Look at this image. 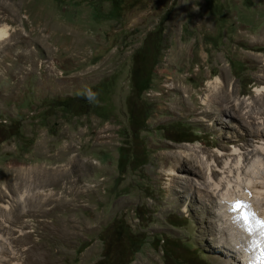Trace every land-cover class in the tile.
Masks as SVG:
<instances>
[{
  "label": "rangeland",
  "instance_id": "1",
  "mask_svg": "<svg viewBox=\"0 0 264 264\" xmlns=\"http://www.w3.org/2000/svg\"><path fill=\"white\" fill-rule=\"evenodd\" d=\"M116 7L0 0V264H96L117 248L119 218L145 234L128 264H246L245 231L221 196L241 179L264 186V0ZM156 31L157 61L135 94L132 56ZM139 108L147 118L134 125ZM121 147L145 163L120 168ZM214 165L225 185L212 198Z\"/></svg>",
  "mask_w": 264,
  "mask_h": 264
},
{
  "label": "bare ground",
  "instance_id": "2",
  "mask_svg": "<svg viewBox=\"0 0 264 264\" xmlns=\"http://www.w3.org/2000/svg\"><path fill=\"white\" fill-rule=\"evenodd\" d=\"M7 10L12 13V16H17L18 15V11L15 10V8H13L12 6H8ZM8 39H10L8 25H0V42L3 43L6 40L8 41ZM216 82L218 84L221 82L218 77H216ZM212 89L216 90L217 89V85H214V87H212ZM218 91H216L215 93L212 92V94L214 96H217L219 94ZM222 92H223V90H222ZM227 95L228 94H226V96ZM203 103L204 104H208L207 102H203ZM256 150L260 151L258 148ZM254 152H255L254 149H248L247 147L244 146V147H241L240 152L238 154H236L237 156L240 157V160L242 158L243 161H244V162H242V161L240 162V160H239L238 164L239 163L241 164L240 165V169H241L242 173H244L246 176H251V174H249V172H247V170H246V165H247L246 162H249V159H250V156H251L250 154H252V153L255 154ZM216 156H217L218 160H220L221 157L224 156V154H220L217 151L216 152ZM219 162H221V160ZM203 165H204L203 163H199V161H198V166L200 168V170H199L200 173L202 171V168L205 167ZM194 166H196V165H194ZM231 167L232 166H230L227 171L232 172ZM207 168H208V170L211 171L210 175H209V178L214 180L213 182H214V185L216 186V188L209 189V185L205 184L206 187H204V188L206 189V195L208 197L212 196V198H213L214 196H217V194H218V197H219V194H221L219 192H222L223 187L225 185L224 182L222 183V182H219V181H217V182L215 181V175L217 173L221 172L220 168H219V165H216V166L214 165L212 167L208 166ZM193 170H194L195 173H198L194 168H193ZM241 180L236 184V188H237L236 190L232 191V190H230V188H228V190L226 191V194L221 196V199H222L221 203H222L223 207L225 208L224 217L229 219L231 217L232 218L236 217V216H238L240 214L238 211H233L232 210V207H233V205L235 204L236 201L245 202L246 204L251 206V210L254 211L255 213H257L258 217H264V189H262L264 186H262V183L257 182L256 180H253L251 178L247 179L245 181H241ZM199 188H201V187H199ZM218 190H220V191H218ZM232 221H234V219H232ZM222 227H221V232L224 233L225 238H226V243H227V244L226 243H222V245H224V246L226 245L230 250H232L236 254V257H237L239 249L235 248V246H237L235 244H237V243L238 244H243V246L246 247L245 248L246 252L249 254L247 261H251V264H262V261H264V257L261 256V252L264 251V249H262L261 247H252L251 244H250L251 237H249V235H246L247 234L246 232H243L245 234L246 238H244V240L243 239L241 240V238H240V239H238V242L236 243L237 239L229 240L230 234H229L228 231L231 230L230 227H229L230 230L227 229L228 227L227 228L226 227L222 228ZM236 228L239 229V230L242 229V227L239 225V223H236ZM240 231H242V230H240ZM231 232H232V230H231ZM238 235H240V234H238ZM241 235H243V234H241ZM244 255H246V254H244ZM238 260H239V258H238ZM239 261L244 263V261L241 260V258H240Z\"/></svg>",
  "mask_w": 264,
  "mask_h": 264
},
{
  "label": "trees",
  "instance_id": "3",
  "mask_svg": "<svg viewBox=\"0 0 264 264\" xmlns=\"http://www.w3.org/2000/svg\"><path fill=\"white\" fill-rule=\"evenodd\" d=\"M112 7L113 10H116V0H112ZM161 34L159 31H156L155 34L152 36L154 39V42L160 41ZM150 45L144 44V47L147 48ZM159 46H153L150 49V52L154 53V60L151 64V69L154 67L157 56L159 53ZM146 50V49H145ZM134 70H135V63L132 62V68H131V79L133 82V76H134ZM150 74L147 76L145 80V84L143 85V89H146L148 87V81H149ZM134 86V83H133ZM141 92V91H139ZM131 118L130 121L134 125L143 124L144 121L147 118L146 112H142L141 108L138 109V112L135 110H132L131 112ZM119 154H118V166L120 168L129 166L131 169H136L143 165L145 163L144 158H142L141 155L135 154V152H129L124 147L119 148ZM112 232L111 237L114 239V243L117 248L112 247V243L108 244L106 249V256L104 259L98 261L96 264H128L133 252H135L139 247L144 243L145 241V234L142 232H134L131 230L129 225L121 218L115 220L111 226ZM112 254V257L109 255ZM112 261V263H110Z\"/></svg>",
  "mask_w": 264,
  "mask_h": 264
},
{
  "label": "snow or ice",
  "instance_id": "4",
  "mask_svg": "<svg viewBox=\"0 0 264 264\" xmlns=\"http://www.w3.org/2000/svg\"><path fill=\"white\" fill-rule=\"evenodd\" d=\"M232 210L240 213L233 219L251 237V246L264 249V217H258L257 213L251 210V206L242 201H236ZM261 256L264 257V251L261 252Z\"/></svg>",
  "mask_w": 264,
  "mask_h": 264
},
{
  "label": "flooded vegetation",
  "instance_id": "5",
  "mask_svg": "<svg viewBox=\"0 0 264 264\" xmlns=\"http://www.w3.org/2000/svg\"><path fill=\"white\" fill-rule=\"evenodd\" d=\"M150 45L149 47L145 48L144 44ZM160 41L154 42V39L150 35H146L141 43V45L136 48L132 56V62L135 63V70L133 76L132 86L134 89V93L137 94L139 91L144 90L143 85L145 84V80L147 76L152 73L151 64L154 60V53L150 52V49L153 46H159ZM146 49V50H145ZM132 81V79H131Z\"/></svg>",
  "mask_w": 264,
  "mask_h": 264
}]
</instances>
